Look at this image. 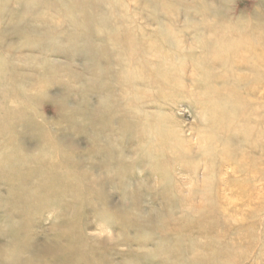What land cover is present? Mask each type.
Masks as SVG:
<instances>
[{
    "label": "rangeland",
    "instance_id": "obj_1",
    "mask_svg": "<svg viewBox=\"0 0 264 264\" xmlns=\"http://www.w3.org/2000/svg\"><path fill=\"white\" fill-rule=\"evenodd\" d=\"M26 22L58 39L33 44ZM223 27L222 50L247 42L264 0H0V246L36 264H66L70 241L76 264H264V58L209 61Z\"/></svg>",
    "mask_w": 264,
    "mask_h": 264
},
{
    "label": "bare ground",
    "instance_id": "obj_2",
    "mask_svg": "<svg viewBox=\"0 0 264 264\" xmlns=\"http://www.w3.org/2000/svg\"><path fill=\"white\" fill-rule=\"evenodd\" d=\"M85 9V8H84ZM68 11H73L71 10V7H68L67 9ZM102 13L100 11H98L97 9V15H99V17H101ZM101 23V22H100ZM102 27V24H99V19H98V24H97V29H100ZM94 27L89 28V30L91 31L92 35L95 34V30H93ZM43 27L40 25H37L36 23H31V22H26L24 26H19L18 28H16V31L20 34H27V35H32L33 38L31 40V42L35 45H43L44 42H48L50 43L52 40H54V38L56 37L58 39V36H56L53 32V28H49L47 30H42ZM10 30V29H8ZM112 30V29H110ZM250 33L248 34V41L247 42H243V43H237L235 45H231L229 48L222 50L220 48V45L229 40L230 34L227 30L226 27H223V29L214 37V39L209 43H205V47L207 48V52L204 53V56L206 55H210L211 58H209L210 60H215V61H219L220 63L223 64H227V63H232V62H236L239 64L245 63L247 62V59H244L245 57H240L239 55H237V53L240 51L245 52L247 54L250 55V57L254 60V61H262V59L264 58V53L263 52H259V51H253L252 50V43H256V44H264V30H262V28H258V27H254L253 29H250ZM124 32V31H123ZM82 34H84L83 32H81ZM82 34H78L77 36H75V39L81 40L83 38ZM113 34V33H112ZM130 34V33H129ZM128 35V32H127ZM94 37V35L92 36ZM129 37V36H128ZM200 38V37H199ZM228 38V40H227ZM129 39V38H127ZM198 39V38H197ZM200 40V39H199ZM56 42H60V40L56 41ZM94 42V40H93ZM234 43V41H232ZM95 43V42H94ZM229 43V42H228ZM127 44V42H126ZM125 45V44H124ZM128 45V44H127ZM130 45V44H129ZM228 45V44H227ZM228 47V46H227ZM131 48V47H130ZM243 49V50H242ZM54 50H56L58 53H65L64 49H61L60 46H55ZM126 50V48H125ZM128 52V51H127ZM10 56H7L9 59H13L14 61H16V55L14 53H8ZM26 55V54H25ZM23 56V55H21ZM203 56V55H202ZM125 58V57H124ZM126 59V58H125ZM127 59H131L130 61H132L133 57L130 54L129 56L127 55ZM142 60V59H141ZM208 61V63H210ZM12 62V61H11ZM198 62L195 61V63ZM14 63V62H12ZM134 63V62H133ZM258 63V62H257ZM8 65V64H7ZM145 66V65H144ZM5 69V68H4ZM6 71V70H5ZM253 72V74L256 76V79H253L252 82V86L253 88H258L261 86V82L260 80H258V76L260 77V72L257 69H252L251 70ZM5 75V74H4ZM11 75V74H10ZM13 75V74H12ZM15 75V74H14ZM13 77V76H12ZM163 77V76H162ZM240 79H244V76L241 77L239 76ZM263 77V76H262ZM2 78V77H1ZM0 78V79H1ZM161 78V77H160ZM165 78V77H164ZM8 79V78H7ZM11 78H9L10 80ZM13 80V79H12ZM3 81V80H2ZM10 82V81H9ZM215 90V89H214ZM4 91V90H3ZM213 91V90H211ZM232 91H234L232 89ZM5 92V91H4ZM7 93V92H5ZM4 93V94H5ZM236 94V93H235ZM6 97V95H5ZM223 97V96H222ZM226 102V101H225ZM231 104V103H230ZM220 105V104H219ZM102 106V105H101ZM223 106V105H221ZM227 107V106H226ZM249 111V110H248ZM253 111V110H252ZM96 112V111H95ZM99 113V112H98ZM214 113V112H213ZM248 118V117H247ZM224 117L221 116L219 113L217 115V117L215 116V122L218 123L219 121L223 120ZM228 121H226V123H228ZM215 123V124H216ZM157 130V129H156ZM155 130V131H156ZM157 132V131H156ZM248 134V133H247ZM259 136V135H258ZM206 139H203V144L205 142ZM163 141V140H162ZM5 144V140L4 138L1 139L0 138V157L4 154V152L6 151V147H2ZM209 146V145H208ZM215 147V146H214ZM8 150V149H7ZM162 150V149H161ZM10 152V151H9ZM22 155V154H21ZM11 156L14 158L15 160V164L18 163V160H20V155L16 156V154H11ZM17 157H19L17 159ZM30 157V156H29ZM25 161V160H24ZM3 160L2 158H0V163H2ZM29 162V161H28ZM54 168V166H53ZM10 170H12L11 168H9ZM52 169V168H49ZM48 171V170H47ZM51 175V174H50ZM49 175V176H50ZM20 178V177H19ZM43 180V179H42ZM25 181V180H24ZM63 181V179H62ZM68 187V185H67ZM47 189V188H46ZM63 190V189H62ZM125 192L127 191V189H123ZM46 191V190H45ZM55 193V191H54ZM48 196V195H47ZM49 201V200H48ZM36 208V207H35ZM213 208V207H212ZM214 209V208H213ZM212 210V209H211ZM24 212V211H23ZM28 215V214H27ZM227 215V214H226ZM228 217V216H227ZM9 232V231H8ZM211 233V232H209ZM27 235V234H26ZM63 235V234H62ZM210 235V234H209ZM211 236V235H210ZM66 238V237H65ZM56 239V238H55ZM169 240V239H167ZM165 240V241H167ZM176 240V239H175ZM58 241V240H57ZM49 242V241H48ZM45 243V242H44ZM43 243V244H44ZM61 243V242H60ZM41 244V243H40ZM46 244V243H45ZM51 244V243H50ZM63 245V244H62ZM45 247V245H43ZM57 246V245H56ZM43 247V248H44ZM8 250H6L5 248H2L0 246V264H26L27 263H31V264H36L35 261H29V260H24V259H19L18 255H19V248L23 249V244H9ZM36 248H39L38 250H40V247H36L34 244H28L27 245V249L30 252H34L37 251ZM50 248V247H49ZM160 248V247H159ZM26 249V250H27ZM45 250V249H44ZM41 251V250H40ZM39 251V252H40ZM214 251V250H213ZM38 253V252H37ZM53 253V252H52ZM36 253H33V255ZM39 255V254H38ZM83 255V251L80 249V246H78L76 243L73 242H68L67 245L65 246V253H64V259H65V263L66 264H76V262H74V258L77 256H82ZM62 256V255H61ZM36 259V258H35ZM38 259V258H37ZM41 260V259H40ZM38 261V260H37ZM38 263V262H37ZM39 264V263H38Z\"/></svg>",
    "mask_w": 264,
    "mask_h": 264
}]
</instances>
